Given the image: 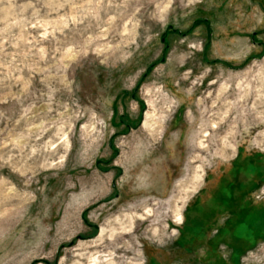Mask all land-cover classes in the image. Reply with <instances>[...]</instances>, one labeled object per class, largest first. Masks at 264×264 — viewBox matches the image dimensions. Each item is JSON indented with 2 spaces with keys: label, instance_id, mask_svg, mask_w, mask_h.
Masks as SVG:
<instances>
[{
  "label": "rangeland",
  "instance_id": "rangeland-1",
  "mask_svg": "<svg viewBox=\"0 0 264 264\" xmlns=\"http://www.w3.org/2000/svg\"><path fill=\"white\" fill-rule=\"evenodd\" d=\"M0 264H264V0H0Z\"/></svg>",
  "mask_w": 264,
  "mask_h": 264
}]
</instances>
